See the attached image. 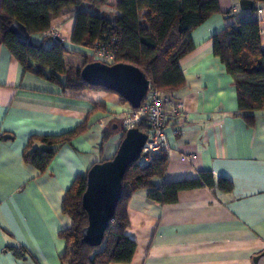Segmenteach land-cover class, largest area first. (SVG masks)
I'll list each match as a JSON object with an SVG mask.
<instances>
[{
  "label": "crops",
  "instance_id": "1",
  "mask_svg": "<svg viewBox=\"0 0 264 264\" xmlns=\"http://www.w3.org/2000/svg\"><path fill=\"white\" fill-rule=\"evenodd\" d=\"M218 4L220 12L190 32L194 48L179 60L185 83L172 103L181 102L183 111L168 116L167 168L152 183L209 172L215 182L230 181L231 189L216 184L183 189L170 203L149 198L147 189L133 192L125 233L136 247L129 262L110 264H254L255 256L256 264H264V110L255 112L252 126L238 113L232 78L212 43L226 26L255 18L264 46V4L253 3L255 10H241L238 0ZM97 13L119 14L111 6ZM75 14L71 7L62 9L50 29L67 48L86 53L88 48L70 42ZM29 36L39 43L45 35ZM127 107L106 90L62 91L24 71L0 45V264H60L65 244L58 232L72 223L62 211L64 193L93 163L113 156L120 133L99 151L101 136L107 127L117 128L114 122L119 128ZM86 118V130L60 145L44 172L23 161L31 135L60 134Z\"/></svg>",
  "mask_w": 264,
  "mask_h": 264
},
{
  "label": "trees",
  "instance_id": "2",
  "mask_svg": "<svg viewBox=\"0 0 264 264\" xmlns=\"http://www.w3.org/2000/svg\"><path fill=\"white\" fill-rule=\"evenodd\" d=\"M252 1L264 4V0ZM103 6H111L119 14H98ZM69 7L76 12L70 37L72 44L90 50L106 47L112 52L114 63L138 67L151 87L173 94L185 83L179 60L194 48L190 32L210 15L220 12L218 0H0V45L9 50L24 71L57 83L62 91L106 90L81 79L80 69L90 61L87 54L69 49L61 40L45 35L51 20ZM252 10H255L254 6ZM14 21L23 25L29 35L45 36L39 43H24L9 30ZM48 41L51 43L46 46ZM212 43L213 54L232 78L238 113L252 126L255 112L264 110V46L258 20H237L215 34ZM70 54L80 55L82 65L74 67L65 61L64 56ZM119 100L126 103L120 97ZM96 106L101 107L100 104ZM136 127L148 133L146 119ZM86 128L87 118L60 134L31 135L22 151L23 161L44 172L57 148L70 143ZM107 128L101 136L99 151L113 134L119 132L120 140L123 137L120 124L114 130L111 126ZM34 142L40 146L34 147ZM167 162L166 152H160L149 156L143 165L138 159L128 166L122 179L120 199L98 246H90L81 240V230L87 224V214L81 205L86 174L76 176L62 199V211L72 223L58 232L65 244L59 257L60 264L129 262L136 243L125 233L128 225L126 205L132 193L139 189H147L148 197L161 203L174 202L178 191L192 187L216 184L224 191L231 189L230 181L218 177L215 182L209 172H200L194 179L153 184L152 178L163 177Z\"/></svg>",
  "mask_w": 264,
  "mask_h": 264
},
{
  "label": "water",
  "instance_id": "3",
  "mask_svg": "<svg viewBox=\"0 0 264 264\" xmlns=\"http://www.w3.org/2000/svg\"><path fill=\"white\" fill-rule=\"evenodd\" d=\"M238 5L241 10H252L253 1L238 0ZM9 30L20 41L32 44L28 32L19 22H12ZM56 39L60 40L59 37ZM80 77L90 85L117 94L133 109L141 106L149 85L142 70L122 62L107 64L99 60L89 61L81 67ZM9 137V134L3 136ZM146 139L147 133L136 126L126 129L113 156L93 163L87 170L86 185L81 195V205L87 214V224L81 230L82 242L90 246H98L102 242L121 196L123 175L132 162L144 155L142 148ZM258 257L253 258L254 264Z\"/></svg>",
  "mask_w": 264,
  "mask_h": 264
},
{
  "label": "built area",
  "instance_id": "4",
  "mask_svg": "<svg viewBox=\"0 0 264 264\" xmlns=\"http://www.w3.org/2000/svg\"><path fill=\"white\" fill-rule=\"evenodd\" d=\"M261 14L262 10H258ZM261 34L263 32L261 31ZM45 35L58 37L54 29H49ZM95 57L104 63H114L112 52L106 47H99L96 50H91ZM173 97L163 95L160 90L148 85L147 94L144 103L137 109L128 107L122 112L120 126L122 130L137 126L142 120L146 119L148 124V133L146 142L143 145L140 163L143 165L147 162L148 157L160 152L168 150V135L166 125L170 113L177 114L183 111V105L177 101L172 103ZM100 125L104 124L100 122Z\"/></svg>",
  "mask_w": 264,
  "mask_h": 264
},
{
  "label": "rangeland",
  "instance_id": "5",
  "mask_svg": "<svg viewBox=\"0 0 264 264\" xmlns=\"http://www.w3.org/2000/svg\"><path fill=\"white\" fill-rule=\"evenodd\" d=\"M84 52H86L85 54H87L86 58L88 61L89 60L90 61L98 60L90 49L88 51H84ZM64 57H65V61H67L68 63H70L74 67H76V66L79 67L83 63V58L78 54L65 55ZM161 92L163 95H166L168 97H174L175 96V93L173 94V93L166 92V91H161ZM117 128H118V125H117ZM106 129H108V128H106Z\"/></svg>",
  "mask_w": 264,
  "mask_h": 264
}]
</instances>
